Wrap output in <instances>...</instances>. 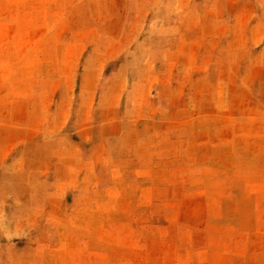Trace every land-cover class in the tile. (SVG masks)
<instances>
[{
    "label": "rangeland",
    "instance_id": "obj_1",
    "mask_svg": "<svg viewBox=\"0 0 264 264\" xmlns=\"http://www.w3.org/2000/svg\"><path fill=\"white\" fill-rule=\"evenodd\" d=\"M0 264H264V0H0Z\"/></svg>",
    "mask_w": 264,
    "mask_h": 264
}]
</instances>
